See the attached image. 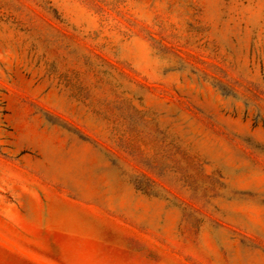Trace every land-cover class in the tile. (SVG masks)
Masks as SVG:
<instances>
[{"label": "rangeland", "instance_id": "1", "mask_svg": "<svg viewBox=\"0 0 264 264\" xmlns=\"http://www.w3.org/2000/svg\"><path fill=\"white\" fill-rule=\"evenodd\" d=\"M0 264H264V0H0Z\"/></svg>", "mask_w": 264, "mask_h": 264}]
</instances>
